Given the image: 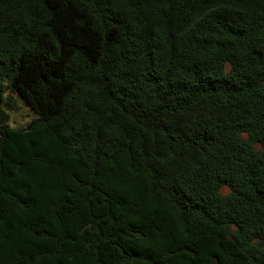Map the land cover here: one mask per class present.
I'll return each instance as SVG.
<instances>
[{
  "label": "trees",
  "instance_id": "obj_1",
  "mask_svg": "<svg viewBox=\"0 0 264 264\" xmlns=\"http://www.w3.org/2000/svg\"><path fill=\"white\" fill-rule=\"evenodd\" d=\"M0 264H264V0H0Z\"/></svg>",
  "mask_w": 264,
  "mask_h": 264
},
{
  "label": "rangeland",
  "instance_id": "obj_2",
  "mask_svg": "<svg viewBox=\"0 0 264 264\" xmlns=\"http://www.w3.org/2000/svg\"><path fill=\"white\" fill-rule=\"evenodd\" d=\"M12 105L8 106L4 103V107H8L9 124L12 127H24L35 116V113L15 94H11ZM227 188H223L222 192H227Z\"/></svg>",
  "mask_w": 264,
  "mask_h": 264
}]
</instances>
